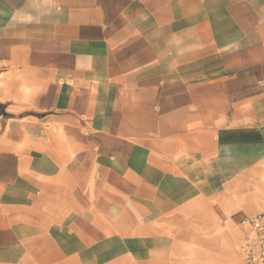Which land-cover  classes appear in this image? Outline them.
<instances>
[{"label": "crops", "instance_id": "0c3cea01", "mask_svg": "<svg viewBox=\"0 0 264 264\" xmlns=\"http://www.w3.org/2000/svg\"><path fill=\"white\" fill-rule=\"evenodd\" d=\"M264 213V0H0V264H247Z\"/></svg>", "mask_w": 264, "mask_h": 264}, {"label": "built area", "instance_id": "2783aa9c", "mask_svg": "<svg viewBox=\"0 0 264 264\" xmlns=\"http://www.w3.org/2000/svg\"><path fill=\"white\" fill-rule=\"evenodd\" d=\"M238 226L248 231L239 248L246 263L264 264V213L244 217Z\"/></svg>", "mask_w": 264, "mask_h": 264}]
</instances>
